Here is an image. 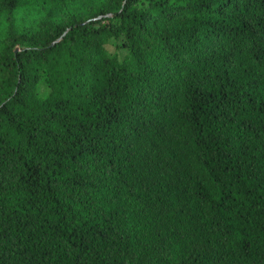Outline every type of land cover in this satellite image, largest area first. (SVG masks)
Returning <instances> with one entry per match:
<instances>
[{
    "label": "trees",
    "instance_id": "16d2710c",
    "mask_svg": "<svg viewBox=\"0 0 264 264\" xmlns=\"http://www.w3.org/2000/svg\"><path fill=\"white\" fill-rule=\"evenodd\" d=\"M0 264H264V0H0Z\"/></svg>",
    "mask_w": 264,
    "mask_h": 264
},
{
    "label": "water",
    "instance_id": "95a60500",
    "mask_svg": "<svg viewBox=\"0 0 264 264\" xmlns=\"http://www.w3.org/2000/svg\"><path fill=\"white\" fill-rule=\"evenodd\" d=\"M109 16H110V15H108V17H109ZM60 39H61V38H59L58 40H56L54 43H52V45L55 44V43H58V42L60 41ZM17 50H18V49H16L15 52H17Z\"/></svg>",
    "mask_w": 264,
    "mask_h": 264
}]
</instances>
